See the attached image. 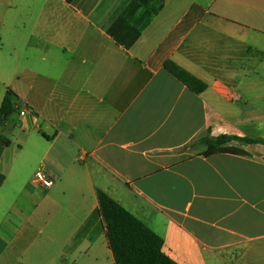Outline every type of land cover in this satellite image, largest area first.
Here are the masks:
<instances>
[{
    "label": "crops",
    "instance_id": "0c3cea01",
    "mask_svg": "<svg viewBox=\"0 0 264 264\" xmlns=\"http://www.w3.org/2000/svg\"><path fill=\"white\" fill-rule=\"evenodd\" d=\"M133 1L0 0V108L17 96L0 120V264H117L99 191L179 264H264V144L204 155L206 139L264 140V0H153L128 46L110 30Z\"/></svg>",
    "mask_w": 264,
    "mask_h": 264
},
{
    "label": "trees",
    "instance_id": "16d2710c",
    "mask_svg": "<svg viewBox=\"0 0 264 264\" xmlns=\"http://www.w3.org/2000/svg\"><path fill=\"white\" fill-rule=\"evenodd\" d=\"M151 3L152 0H134L123 16L111 28V35L117 41H121L128 46L132 45L140 36L142 30L149 24L153 15L162 8V4H160L148 9ZM142 7L146 9L145 15L138 21L137 26L130 27L128 20ZM165 70L195 94H201L207 89L205 82L173 61L165 63ZM16 101V94L8 88L0 108V120H5L15 112ZM234 140L248 144H264L263 139L220 136L216 139L204 140L208 147L204 155L206 157L227 153L241 156L249 155L242 149L227 146ZM98 195L101 213L107 224L109 245L117 264H179L164 252V240L159 235L106 193L99 191Z\"/></svg>",
    "mask_w": 264,
    "mask_h": 264
},
{
    "label": "built area",
    "instance_id": "2783aa9c",
    "mask_svg": "<svg viewBox=\"0 0 264 264\" xmlns=\"http://www.w3.org/2000/svg\"><path fill=\"white\" fill-rule=\"evenodd\" d=\"M29 113L30 110L25 107L19 112L20 116L22 117L27 116ZM52 184V181L46 178L42 171L36 172L31 179V185L35 187L50 188Z\"/></svg>",
    "mask_w": 264,
    "mask_h": 264
},
{
    "label": "rangeland",
    "instance_id": "374dc122",
    "mask_svg": "<svg viewBox=\"0 0 264 264\" xmlns=\"http://www.w3.org/2000/svg\"><path fill=\"white\" fill-rule=\"evenodd\" d=\"M152 3H153V0H152ZM151 8H153V6L150 4L149 6H148V9H151ZM146 11V9H145V7H142V8H140V9H138L135 13H134V15H133V17H135L136 16V18H138V19H136V21L138 20V21H140V19L143 17V14H144V12ZM138 16V17H137ZM140 17V18H139ZM8 89V88H7ZM0 90H2L1 88H0ZM262 105H264L263 103H264V90H262ZM257 94L258 95H253V96H251V98H253V103L254 104H256L258 107L261 105L260 103H261V100L259 99L260 97H261V95H259V90H258V92H257Z\"/></svg>",
    "mask_w": 264,
    "mask_h": 264
}]
</instances>
